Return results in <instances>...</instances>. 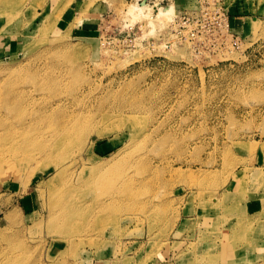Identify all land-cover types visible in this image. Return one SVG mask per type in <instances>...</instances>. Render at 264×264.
<instances>
[{"label":"rangeland","instance_id":"1","mask_svg":"<svg viewBox=\"0 0 264 264\" xmlns=\"http://www.w3.org/2000/svg\"><path fill=\"white\" fill-rule=\"evenodd\" d=\"M196 1L0 6V94L21 96L11 114L0 95V238L16 264H264V0H223L236 46L176 34ZM67 113L93 128L57 179L37 157L7 170ZM55 192L94 203L66 233Z\"/></svg>","mask_w":264,"mask_h":264},{"label":"bare ground","instance_id":"2","mask_svg":"<svg viewBox=\"0 0 264 264\" xmlns=\"http://www.w3.org/2000/svg\"><path fill=\"white\" fill-rule=\"evenodd\" d=\"M10 1L11 0H0V6L1 8L3 7L2 10H4L5 5L9 4ZM153 6L157 8V14H160V12L163 9L162 5L158 7V3H157L156 5ZM169 9L171 8H167L164 11L168 12ZM139 10L141 11V9ZM143 10L144 9H142V11ZM131 12H133V10ZM44 33H46V31H44ZM6 88H7V91H5L6 95L5 96L1 94L0 95L6 97V98H2L4 99L2 102L8 108V111L12 114V112L14 113L17 109L20 108L21 96H19L18 93L19 90L14 89L15 87L13 83H9L8 86L6 84ZM75 115H76L75 113H67L66 118L65 117L54 118L56 120V123L58 124V128H56L53 132L47 133V142L46 141L43 142V145L41 146V149H39L38 153L31 152L29 147H31L32 143L28 140L27 137H24L26 140L24 146L22 145L14 146L12 149L13 155H11L6 160L5 164L8 163L7 170L13 173L16 172L15 166L18 157L27 156L26 158L27 160L31 159L32 157H37L39 159L40 158L44 159L43 161H41L43 162L42 163L43 166L46 165L47 163V168L50 169L51 167H53L55 169L54 170L55 172L52 175V177L49 179V181L53 179H57L59 174L65 168L64 160L68 154V149L67 147L64 146L69 145V143L74 140H79L77 142H81L84 139L85 135L89 133V130L93 128V126L84 125L83 123H81V118H73ZM127 121H129V119L121 118L118 122L126 123ZM21 141L23 143L22 139ZM53 141H55L54 144ZM52 150H58V153L55 154L54 152H52ZM69 189L74 192V189L72 188ZM51 201H52L51 206L53 207V210L51 212V217H54L56 221L55 229L65 233L74 224L73 216L77 214V211H79L80 213L84 207H88V206L94 208V203L92 202L90 203L87 200L85 201V199H76L74 197L72 198L63 197V194H59L57 196L56 192L54 193L53 200ZM110 205L111 202L105 200L101 204V207L105 209L107 208V206ZM209 249L212 250L214 248L211 247L208 248V250ZM17 250H18L17 247L13 245L10 242V240H7V238L5 237L0 238V264H16L17 258L15 256V253Z\"/></svg>","mask_w":264,"mask_h":264},{"label":"built area","instance_id":"3","mask_svg":"<svg viewBox=\"0 0 264 264\" xmlns=\"http://www.w3.org/2000/svg\"><path fill=\"white\" fill-rule=\"evenodd\" d=\"M175 18L173 28L178 36L182 34L186 40L201 39L203 42L214 37L220 44H239L238 37L231 30L223 0H197Z\"/></svg>","mask_w":264,"mask_h":264},{"label":"crops","instance_id":"4","mask_svg":"<svg viewBox=\"0 0 264 264\" xmlns=\"http://www.w3.org/2000/svg\"><path fill=\"white\" fill-rule=\"evenodd\" d=\"M179 1H181L184 5H187V4H189V3H191V1H193V0H179ZM258 9H262V10H264V2L262 3V5L260 6V8H258ZM229 17H230V26H231V30H233L234 28H233V23H234V21H236V20H238V19H236V17H233V16H231V14L229 13ZM80 26V25H79ZM86 27V26H85ZM82 29V28H81ZM233 31H235V30H233ZM83 32V31H82ZM85 32V31H84ZM236 32V31H235Z\"/></svg>","mask_w":264,"mask_h":264}]
</instances>
